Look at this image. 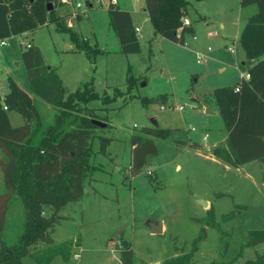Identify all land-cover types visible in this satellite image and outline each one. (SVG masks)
Here are the masks:
<instances>
[{
  "label": "rangeland",
  "instance_id": "obj_1",
  "mask_svg": "<svg viewBox=\"0 0 264 264\" xmlns=\"http://www.w3.org/2000/svg\"><path fill=\"white\" fill-rule=\"evenodd\" d=\"M71 1L73 8L62 15L66 24L104 51L96 55L94 64L82 51H74L69 35L57 31L53 23L26 36L9 37L0 45V94L8 89L7 77H13L34 99L43 122L50 123L55 110L32 94L21 59L27 43L40 49L45 65L58 73L66 94L92 78L98 96L110 100L80 104L104 124L91 130L89 140V162L96 171L87 175L80 200L58 212L61 219L51 233L54 247L49 264H119L116 245L120 240L131 244L135 264H160L190 251L210 209L212 227H205L206 239L193 260L197 264L233 260L247 232L264 228V163L251 162L238 169L210 155L213 148L225 146L227 137L212 92L235 84L240 72H246L249 64L238 38L248 16L257 11L256 5L242 7L240 0L190 1L188 14L195 32L185 36L184 44L154 33L147 16L134 14L141 26L140 52L123 54L109 24L110 0H102L101 5L94 1L92 7L82 0L80 8L74 5L78 0ZM117 1L127 10L144 7L143 0ZM51 4L56 7V1ZM128 67L136 78L131 90L126 84ZM145 98L156 101L143 105ZM8 114L13 128L24 123L15 111ZM151 129L168 130V137L146 134ZM133 135L152 139L157 149L136 175L129 169ZM101 138L109 140L103 153ZM5 194L0 170V198ZM43 214L49 216L51 211L46 208ZM150 223H161L162 234H150ZM22 224L23 208L14 196L0 227V239L14 242ZM42 248L39 245L37 250ZM58 249L67 254V262ZM262 253L264 243L246 249L236 263ZM22 262L35 264L29 258Z\"/></svg>",
  "mask_w": 264,
  "mask_h": 264
},
{
  "label": "trees",
  "instance_id": "obj_2",
  "mask_svg": "<svg viewBox=\"0 0 264 264\" xmlns=\"http://www.w3.org/2000/svg\"><path fill=\"white\" fill-rule=\"evenodd\" d=\"M56 0H0V40L33 32L53 23L59 32L67 33L74 44V51H82L94 64L96 55L104 52L90 45L88 38L80 36L57 14L55 8L47 10V3ZM97 0H84L92 7ZM192 0H143L153 31L177 44H184L185 36L193 34L191 24L185 25L188 6ZM200 1V0H193ZM255 4L257 11L250 15L239 35L238 41L249 66L248 79L213 89L212 98L227 132L225 147L213 148L210 155L224 165L239 168L251 162L264 163V0H240L242 7ZM109 24L119 42L123 54L140 52L129 11L116 4H108ZM32 94L55 110L51 122L45 123L39 116L31 98L13 77H7V93L0 97V170L6 194L0 198V227L4 223L7 207L12 197H17L23 208L21 232L12 243L0 239V264H23L29 258L35 264H49L53 240L51 233L61 219L58 212L68 204L80 200L84 194L87 175L96 171L89 162L91 157V130L98 128L91 110L81 108L92 101L110 100L100 98L93 88L92 78L66 94L54 68L45 65L40 49L28 43L21 51ZM136 78L127 68L126 84L131 90ZM238 88L237 90L235 88ZM118 89H114V95ZM164 100V96H160ZM156 99L145 98L147 105ZM4 107L6 108L4 110ZM15 111L23 119V125L13 128L7 112ZM146 134L166 139L168 130L151 129ZM109 143L101 138L103 153ZM130 174L136 175L146 164V157L157 152L152 139L133 135L130 139ZM51 211L44 216V209ZM213 212L201 220L199 234L191 242L190 251L167 258L160 264H197L193 258L198 246L206 239V226L212 227ZM264 243V228L249 230L246 240L239 245L237 256L228 262L211 261L206 264H237L243 252ZM39 245L44 248L37 250ZM119 264H135L130 243L120 240L116 245ZM58 255L67 262L64 250ZM239 264H264V253L253 260Z\"/></svg>",
  "mask_w": 264,
  "mask_h": 264
},
{
  "label": "crops",
  "instance_id": "obj_3",
  "mask_svg": "<svg viewBox=\"0 0 264 264\" xmlns=\"http://www.w3.org/2000/svg\"><path fill=\"white\" fill-rule=\"evenodd\" d=\"M117 1V0H116ZM71 0H56V7H55V10H56V12H57V14H59V15H64V14H67L68 12H69V10H71L73 7H72V5H71ZM94 3H98V4H102V0H97V1H95ZM117 6H118V1L115 3ZM75 5V4H74ZM119 7V6H118ZM120 9H124V10H127V9H125L124 7H119ZM107 9H108V6H107ZM127 11H129V13H130V15H131V18H132V23H133V26H134V28H138V32H137V35L139 36L140 35V32H141V26H140V24H138V23H136L135 22V20H134V14L135 15H137V16H139L140 14H143V15H145V16H147V18H148V15H147V12L145 11V9H144V7H142V9L139 11L138 9H136L135 8V6H132V9L130 10V9H128ZM189 13V12H188ZM255 13V12H254ZM253 13V14H254ZM249 17V16H248ZM188 20H189V22H190V24L192 25V27H193V30H194V32H195V29H194V26H193V24H192V20H191V18L189 17V14H188V16L186 17ZM149 19V18H148ZM66 21H70V18H67V20ZM70 25H72V23H71V21H70V23H69ZM194 32H193V34H191V35H193L194 36ZM32 32H25V33H22L21 35H18V36H26V35H29V34H31ZM13 37V36H12ZM7 38H5V40H6ZM138 40H139V38H138ZM28 44V43H27ZM26 44V45H27ZM243 63V62H242ZM249 66V65H248ZM49 68H52L51 66H48ZM224 68H220V70H223ZM247 71V70H246ZM57 73V72H56ZM242 72H240V74H241ZM58 74V73H57ZM240 74H239V76H240ZM59 76V75H58ZM62 81V80H61ZM63 84V83H62ZM8 90V89H7ZM7 90H6V92L4 93V95L7 93ZM4 95H1L0 94V97L1 98H3V96ZM7 116H8V119H9V122H10V125L13 127V125H12V123H11V119H10V117H9V114H8V112H7ZM23 125V124H22ZM21 125V126H22ZM20 127V126H19ZM224 138H226V136L224 137ZM225 147V146H224ZM196 152V151H195ZM216 160V159H215ZM256 162V161H255ZM249 164V163H248ZM247 165V164H246ZM244 166V165H243ZM243 166H241V167H243ZM241 167H239V168H241ZM238 168V169H239ZM162 230H164V228H163V226H162Z\"/></svg>",
  "mask_w": 264,
  "mask_h": 264
},
{
  "label": "water",
  "instance_id": "obj_4",
  "mask_svg": "<svg viewBox=\"0 0 264 264\" xmlns=\"http://www.w3.org/2000/svg\"><path fill=\"white\" fill-rule=\"evenodd\" d=\"M32 1V0H29ZM52 9V4L50 2L47 3V10H51ZM92 123L96 126L102 127L104 126V124L98 122V121H92ZM152 123L155 124V121L152 120ZM202 204L203 207L207 206L206 202H200ZM149 232L152 235H160L162 234V224L158 223V224H154V223H150L149 224Z\"/></svg>",
  "mask_w": 264,
  "mask_h": 264
},
{
  "label": "built area",
  "instance_id": "obj_5",
  "mask_svg": "<svg viewBox=\"0 0 264 264\" xmlns=\"http://www.w3.org/2000/svg\"><path fill=\"white\" fill-rule=\"evenodd\" d=\"M117 1L116 0H111V3H116ZM83 5V2H82V0H78V1H76L75 2V7L76 8H80L81 6ZM183 23L185 24V25H189L190 24V22H189V20L187 19V18H183ZM134 30H135V33H136V36H137V38H138V35H137V32H138V28H134ZM6 44V40L5 39H3V40H0V45H5ZM230 51H233V49L232 48H228ZM239 78H241V79H248L249 78V74L247 73V71L246 72H244V73H241L240 74V76H239ZM236 90L238 89L237 87L235 88ZM6 108L4 107V110H5ZM161 109H163V108H161ZM182 108L181 107H179V108H177V110H181Z\"/></svg>",
  "mask_w": 264,
  "mask_h": 264
}]
</instances>
